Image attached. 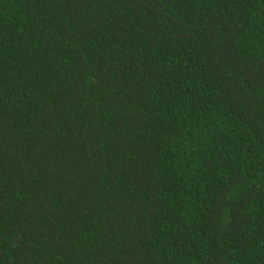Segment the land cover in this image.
Returning <instances> with one entry per match:
<instances>
[{
  "label": "trees",
  "instance_id": "trees-1",
  "mask_svg": "<svg viewBox=\"0 0 264 264\" xmlns=\"http://www.w3.org/2000/svg\"><path fill=\"white\" fill-rule=\"evenodd\" d=\"M0 264H264V0H0Z\"/></svg>",
  "mask_w": 264,
  "mask_h": 264
}]
</instances>
